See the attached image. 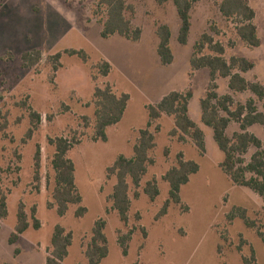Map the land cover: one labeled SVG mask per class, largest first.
Masks as SVG:
<instances>
[{
	"label": "rangeland",
	"instance_id": "obj_1",
	"mask_svg": "<svg viewBox=\"0 0 264 264\" xmlns=\"http://www.w3.org/2000/svg\"><path fill=\"white\" fill-rule=\"evenodd\" d=\"M256 13L255 25L261 45L249 48L238 40L235 20L224 18L218 9L222 0H198L191 11V27L186 45L178 42L179 19L172 0H127L135 8L132 24L141 38L131 42L119 36L102 39L104 9L96 0H0V189L6 196L8 215L0 221V264H45L51 236L59 225L70 232L72 243L62 264H88L84 251L98 219L106 223L108 255L100 264H243L254 255L264 264V245L255 229L236 217L244 210L249 220L264 231V202L251 190L232 184L220 170L223 153L218 149L211 128L200 119V101L205 96L209 70L191 72L189 60L203 33H209L225 47L224 58L241 57L254 64L243 76L264 86V0H247ZM167 25L174 60L161 64L157 55L156 30ZM218 34L211 32L210 27ZM234 44V47L230 46ZM69 50L83 51L87 60L70 56ZM40 52L41 61L25 68L21 57ZM61 54L54 70L51 56ZM209 54L208 51L204 52ZM106 61L111 70L101 76L97 67ZM219 96L228 95V79L216 80ZM109 86L116 95L127 94L129 101L121 121L106 130L107 140L93 141L95 117L93 94ZM192 91L188 110L190 119L204 134L205 153L201 155L190 139L179 141L170 136L173 119L165 115L149 128L155 147L139 188L129 182L130 210L127 223L112 209L111 195L116 183L110 168L119 156L133 157L139 132L148 124V105H156L172 91ZM230 95V94H229ZM235 104L256 102L264 112V102L250 93L230 95ZM235 105V106H236ZM234 106V107H235ZM233 107V108H234ZM30 110L40 122L30 138ZM263 143L261 127L248 129ZM238 132L230 123L226 135ZM58 137L76 140L67 157L75 167V184L87 212L82 218L74 213L78 206L59 217L53 204L55 173L51 166ZM40 150V178L34 180V155ZM256 150L244 156L248 163ZM193 161L199 171L180 189V204L171 203L159 216L169 198L165 173L177 165L178 156ZM157 185L154 200L143 192L148 182ZM24 206L29 228L10 243L19 205ZM32 209L39 229L32 226ZM238 215V214H237ZM129 235L127 254L118 244Z\"/></svg>",
	"mask_w": 264,
	"mask_h": 264
},
{
	"label": "trees",
	"instance_id": "obj_2",
	"mask_svg": "<svg viewBox=\"0 0 264 264\" xmlns=\"http://www.w3.org/2000/svg\"><path fill=\"white\" fill-rule=\"evenodd\" d=\"M169 0H157L159 4H164ZM198 0H172L176 8L179 19L178 42L186 45L191 27V11L194 3ZM97 6L104 9L105 18L99 22L102 26L100 36L108 39L112 36H119L131 42H137L141 38V30L132 24V16L135 8L127 0H96ZM219 12L226 19H234L235 33L237 37L249 48L260 46L257 36V28L254 24L255 12L245 0H222L218 5ZM211 32L218 34L215 27H210ZM158 38L157 55L162 65L167 66L173 62L174 56L170 48L171 32L167 25H160L156 30ZM233 47L234 44L230 43ZM208 51L209 54L204 52ZM70 56H77L82 61L87 60V55L83 51L69 50L66 52ZM225 48L214 40L209 33H203L193 48V53L189 60L191 72L207 69L209 70L210 81L205 92V96L200 101L201 122L212 129L213 138L218 149L223 153V160L219 164L220 170L229 178L232 184L243 187L254 192L264 202V150L263 143L255 135L248 132V128L259 125L264 129V112L257 110L256 102L249 99L245 104H235L230 95L219 96L216 93L218 78L228 79V88L234 93H252L259 102H264V86L258 82L247 81L242 74L251 71L254 64L241 57L224 58ZM40 52L25 53L21 57L25 68H33L41 61ZM54 70L60 62L61 54L51 56ZM101 76H107L111 66L104 61L97 67ZM192 91L186 92L172 91L164 96L156 105L146 107L148 113V124L145 129L140 130L137 143L133 147V157L127 159L119 156L114 164L107 169V174L114 177L116 183L110 197L112 209L117 212L119 220L127 223L130 210L129 182L139 188L142 178L147 173L148 165L153 163L150 157L151 151L155 147L154 135L150 132L151 125L157 123L163 115L173 119V129L170 136H177L179 141L185 138L191 140L198 152L205 153L204 134L196 124L190 119L188 113L189 101ZM129 95H116L109 86L96 88L93 94L95 127L93 141L106 142V130L119 123L125 113ZM236 105V106H235ZM235 106V107H234ZM234 107V108H233ZM31 129L27 133L30 138L37 129L40 122L39 114L30 110ZM230 123L239 126V132L232 137L226 135V129ZM76 143V140H67L58 137L50 140L54 147V154L51 166L55 173L54 188L52 191L53 204L59 217H64L69 209L78 206L74 215L82 218L87 210L81 206L82 198L75 184V167L68 159L67 154ZM250 148L256 151L245 163L244 156ZM34 180L39 182L40 178V150L37 149L34 155ZM199 171V166L193 161H184L182 155L178 156L177 165L168 170L163 176V180L169 186V198L164 203L159 216L167 213L171 203L180 204V189L189 182V177ZM143 192L154 200L158 196L157 185L154 181L148 182ZM36 210L32 209V226L39 229V222L35 218ZM238 214V215H237ZM237 214H230L228 220L240 218L249 229H255L256 234L264 245V231L256 225V221L249 220L244 210H238ZM8 215L6 196L0 189V221ZM17 223L10 243L15 244L20 235L29 228L28 217L24 206L19 205L16 214ZM106 223L103 219H98L91 230L90 241L84 251V256L88 264H100L108 255L107 239L104 233ZM129 235L120 236L118 244L122 254H127V242ZM72 243V235L66 232L59 225L55 226L51 240L50 250L46 257L45 264H62L68 255V248ZM254 254V253H253ZM249 259L244 258L243 264H256L254 255Z\"/></svg>",
	"mask_w": 264,
	"mask_h": 264
},
{
	"label": "crops",
	"instance_id": "obj_3",
	"mask_svg": "<svg viewBox=\"0 0 264 264\" xmlns=\"http://www.w3.org/2000/svg\"><path fill=\"white\" fill-rule=\"evenodd\" d=\"M247 3H248V5L250 6V8H252L253 9V7L251 6V4H249V2L247 1V0H245ZM253 11H254V9H253ZM255 12V11H254ZM255 19H256V13H255ZM254 19V20H255ZM255 24V23H254ZM256 26V25H255ZM256 28H257V26H256ZM179 31V30H178ZM257 36H258V38H259V34H258V29H257ZM238 38V37H237ZM238 40H240L239 38H238ZM260 40V39H259ZM241 41V40H240ZM245 44V43H244ZM260 45H261V41H260ZM234 47V46H233ZM248 47V46H247ZM225 48V47H224ZM174 60V59H173ZM244 74H242V76H243ZM244 77V76H243ZM219 79H222V78H218L217 80H219ZM248 81V80H247ZM249 82H251V81H249ZM253 82H256V81H253ZM259 83V82H258ZM230 91V90H229ZM242 94V93H234V92H229V93H227L228 95L230 94ZM201 112V111H200ZM188 113H189V110H188ZM200 119H201V115H200ZM237 125V124H236ZM254 126H258V127H261V126H259V125H254ZM251 127H253V126H251ZM251 127H249L248 129H250ZM262 128V127H261ZM263 129V128H262ZM240 130H239V126H238V132H239ZM248 132L250 133V131L248 130ZM263 132H264V129H263ZM235 133H237V132H235ZM254 135V134H253ZM232 137V136H231ZM258 138V137H257ZM260 140V139H259Z\"/></svg>",
	"mask_w": 264,
	"mask_h": 264
}]
</instances>
